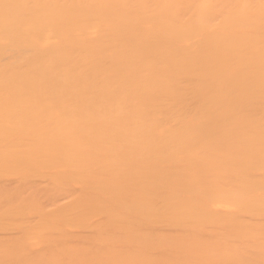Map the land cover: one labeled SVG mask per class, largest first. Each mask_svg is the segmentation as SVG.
Returning a JSON list of instances; mask_svg holds the SVG:
<instances>
[{
	"label": "bare ground",
	"instance_id": "1",
	"mask_svg": "<svg viewBox=\"0 0 264 264\" xmlns=\"http://www.w3.org/2000/svg\"><path fill=\"white\" fill-rule=\"evenodd\" d=\"M0 264H264V0H0Z\"/></svg>",
	"mask_w": 264,
	"mask_h": 264
}]
</instances>
